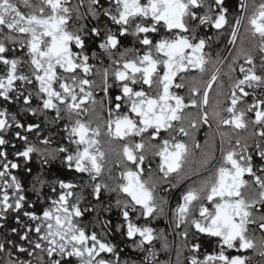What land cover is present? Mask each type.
<instances>
[{"label": "snow or ice", "instance_id": "obj_1", "mask_svg": "<svg viewBox=\"0 0 264 264\" xmlns=\"http://www.w3.org/2000/svg\"><path fill=\"white\" fill-rule=\"evenodd\" d=\"M102 17L118 26L119 37L131 36L141 47L123 46L116 32L106 24L103 29L99 26ZM226 29L228 44L235 45L239 40L240 46L225 73L231 88L230 103L225 108L217 106L212 113L218 125L222 161L209 172L208 152L197 155L176 136L163 139L159 145L151 141L162 130L190 135L183 126L177 129L176 122L187 119L184 110L190 106L202 109L207 105L209 89L220 72L216 64H223L224 60L217 52L213 61L211 53L204 50ZM205 30H215L217 35H207ZM153 34L155 38H150ZM90 37L91 59L104 65L101 57H106L107 67L90 63L87 54ZM101 37L97 45L96 38ZM254 54L259 56V66ZM241 57L250 67L241 64V76L233 78L234 65ZM210 64L212 72L201 101L190 98L185 103L183 96L172 91L185 87L183 83H175L178 74L190 69L204 73ZM94 68L102 79L105 97L109 96L110 78L117 89L114 99L108 100L114 107H109L104 121L109 138L107 153L101 150V127H92L91 120L85 123L81 119L82 115L90 114L85 105L89 101L96 104L94 81L90 79ZM199 91L193 85L191 96L195 97ZM250 96L252 103L246 99ZM261 97H264V0H239L231 17L227 0H76L75 3L0 0V220L14 215L17 225L10 228L17 239L0 233L3 235L0 264H168L158 259L155 242L160 241L159 251L167 252L171 246L164 230L157 232L150 222L157 214H164L167 201L158 198L157 188L160 180H170L171 174H175L177 182L191 179L193 184L172 209L170 221L176 237L182 238L181 243L192 253L187 264H264V98ZM13 105L19 106V111H13ZM100 106L103 109V101ZM50 111L55 113L51 119ZM20 113L43 120L25 125ZM249 113H254V117L249 118ZM201 118L208 123L207 112ZM64 119L69 121L63 127L65 139L75 148L61 145L50 151L47 147L50 137L41 138L45 130L42 125ZM220 126L244 131L251 126L258 130L252 132V144L249 137L239 136L233 143L230 133L220 131ZM189 127L195 128L196 122L193 120ZM13 130V139L23 141V149L15 151L14 157L27 161L35 153L42 157L43 163H48L62 155L69 169L74 167L78 173H87L90 180L81 186L61 179L56 182L59 191L53 186L52 195H45L37 185L43 187L46 182L37 177L33 191L42 206L37 209L12 173L21 165L9 159L5 150L10 144L5 133ZM33 133L38 143L29 142V134ZM144 134H150L148 142L144 141ZM135 137L141 140L136 142ZM112 141L121 142L122 147L114 148ZM11 146L16 148L14 143ZM194 148L200 149L201 145L195 143ZM250 148L254 151L250 152ZM146 149L154 150V155L160 157L158 170L162 177L154 178L149 169L144 178ZM112 154L117 157V166L125 161L132 165L119 173L118 179L124 182L114 189L97 182L105 164L112 171L113 161L106 160ZM186 166L187 172L181 177ZM245 174L251 181L244 178ZM78 187L82 191L90 187L95 203L82 206L84 198L75 191ZM245 189L252 192L246 196ZM105 190L125 194L115 201L122 223L114 231L132 241L138 260H122V250L106 238L113 229L112 222L102 218V213L111 208L110 203L107 206L102 203ZM21 212L26 220L21 218ZM93 212L96 216L93 230L89 231L85 216ZM141 219L145 223H139ZM4 227L6 224H0V228ZM193 229L216 239L215 249L202 258L200 243L188 244L190 234H195ZM176 247L177 264H182L180 245ZM234 249L236 254H231ZM249 250L251 255L243 254Z\"/></svg>", "mask_w": 264, "mask_h": 264}, {"label": "flooded vegetation", "instance_id": "obj_2", "mask_svg": "<svg viewBox=\"0 0 264 264\" xmlns=\"http://www.w3.org/2000/svg\"><path fill=\"white\" fill-rule=\"evenodd\" d=\"M73 3L76 2V0H72ZM239 0H227V6L230 8V17L232 12L235 10V7L238 5ZM24 11H27L26 9H22ZM96 22L93 21V24ZM105 24L107 27H110L114 32L117 33L118 38L122 40L123 46L125 47H133L140 48L141 46L138 44V42L134 43V38L131 36L125 37H119L118 34V26L111 23V21H107V18H101L100 27L103 29L105 27ZM91 26V25H90ZM207 32V35L215 37L217 34L215 30H205ZM228 30L226 29L224 34L220 36L219 39H214L211 43V47L205 48V53H211L212 60H216V54L217 52L220 53V58L224 60L223 64H216V67L220 68V72L218 74V79L213 83V87L209 89V95H208V103L207 105H204L203 108H197L190 106L189 108L184 110V114L187 117L183 122H176V128L183 126L187 131H189V136H184L183 134L178 133L177 131H163L161 135L156 139L152 140V144L159 145L163 139H170L172 136H176V138L186 144L189 145L190 148L194 152H196L197 155H199L201 152H208L211 161L208 166V171L212 172L214 169L218 166H220V163L222 161V154L220 151V137L217 134L218 133V125L216 120L213 118V109L217 108L219 106L220 108H225L230 103V100L228 97L231 94V88L229 85V79L225 75L226 72H228L227 65L232 62L233 58L237 56L236 49L240 46V41L237 40V43L235 45L228 44ZM161 35H164V32L161 31ZM150 38H155L154 34L150 35ZM101 38H96V44L100 42ZM91 41L92 38H89V51L87 54L90 56V63L95 65L96 67H107L108 62L106 57H101L105 60L104 65H100L97 60L91 59ZM11 47V46H10ZM98 50V48L96 49ZM142 50V49H141ZM19 54V53H18ZM12 53L9 52V56H11ZM256 55V54H254ZM255 63L257 66H259V56L256 55ZM241 64H245L243 57L237 60L235 63V71L232 73L233 78L240 77L241 74L239 72V66ZM245 67H250V65L245 64ZM257 71L259 72V68H257ZM212 72V65L207 66V70L204 73H201L198 69H190L187 73H181L178 74L177 78L175 79V83H183L185 85L182 89H176L173 88L172 91L183 96L185 98V103H188L190 98H195L197 101H201L203 98V88L206 86L208 79H210ZM181 76L183 79H181ZM90 79L94 81L93 83V98L96 101V104L93 105L91 101H89L85 107H88L90 110V114L88 115H82L81 119L87 123L89 120L92 122V127H101V136L99 137L101 141V150L105 151L107 153L108 151V136H107V128L104 124V121L107 120L108 116V109L109 107H114V105H110L108 100L114 99L115 94H117V89L115 88L112 79H109V96L105 97V94L103 92L102 88V79L100 76L95 74V68L93 69V75L90 76ZM195 85L197 88L200 89V91L196 94L195 97L191 96V88ZM141 85H136V88L139 89ZM145 90L147 89V86H143ZM247 91H252L251 89H247ZM218 92H222V95H217ZM259 94V90H258ZM264 98V97H261ZM248 103H252V97L246 98ZM103 101V109H101L100 102ZM219 102V103H218ZM33 106H35V101H33ZM13 111H19V106L13 105L11 106ZM95 108V111L93 112L92 109ZM126 110V109H124ZM204 112L208 113V123L205 124L202 120V115ZM55 113L51 112L49 113V119L54 117ZM225 116H227V113H224ZM249 118L254 117V113L248 114ZM20 120L25 123H41L43 118L42 117H36L32 116L31 114L25 115L24 113H20L19 116ZM196 122V127L191 128L189 127L190 123L192 121ZM69 123L67 119L57 121L55 124H48L47 126L42 125V127L45 128V130L42 132L43 136H49L51 143L47 146L48 149L55 150L59 148L61 145L65 147H69V141L65 139L66 133L63 131L64 124ZM220 131H227L232 136V142H235V139L239 137H249V144H252V132L254 130L251 126L248 128L247 131L244 130H234L229 126H220ZM14 131L5 133V136L7 139L10 140L9 146L5 149L9 153V159L15 160V162L19 163L21 165L18 169H13L12 173L17 176V178L21 181L22 185L25 188V194L28 197V200L35 203L36 208L40 209L42 206L37 200V194L35 191H33V183L37 177L44 180L46 183L43 187L40 185H37V188L42 194L45 195H52L51 188L55 186L57 190L59 191V185L56 183L57 181L63 179L66 182H73L78 185L83 186L84 182L89 181L90 177L87 173H78L75 171V168L69 169L65 163H63V157L62 155H57L55 159H50L48 163L42 162V157L38 156L37 154L33 153L30 160H23L20 158L14 157V152L17 150L23 149V141H20L18 139H13L14 137ZM22 134L24 133L23 129H20ZM151 131V130H150ZM143 139L145 142H148L150 140V134H144ZM134 140L136 142H139L141 140V137H135ZM29 142L31 143H38L35 134H29ZM14 143L16 145V148H13L11 144ZM199 143L201 145L200 149H195L194 144ZM41 147H44V145H40ZM112 146L114 148H121L122 144L119 141H112ZM72 149L75 148V145L70 146ZM225 148L228 147L227 144L224 145ZM250 152H253L254 150L252 148L249 149ZM146 161L143 165L145 172H144V178H147L149 169L151 170V173L154 178L162 177L163 174L159 173L158 165L160 163V157L154 155V150H147L145 151ZM106 160H112V171H108V165L105 164V169L101 177L98 178L99 183H107L109 188L114 189L116 188L118 183L124 182L118 179L119 173L121 171L126 170V167H132L130 162L125 161L123 164H120L119 166L116 165L115 161L117 160V157L115 154H112L110 156H106ZM28 169H31V172L28 171ZM187 172V166L185 168V172H182L180 175L183 177ZM208 173H205L207 175ZM111 175L112 179H109V176ZM245 179L251 181V177L248 176V174H245ZM175 184V187L172 185ZM193 186L192 180H182L181 182H177L175 174H171L170 180H160V183L157 188V196L158 198H163V200L167 201L166 204H164V214H157V216L151 220L150 225L159 232L161 229L164 230V234L170 244V250L165 251H159L160 249V241L157 240L155 242V247L158 250V259L160 261L168 262V264H177V258H175V251L177 249L176 245L179 244V239L176 237L175 233L173 232L172 228L170 227V221L172 219V209L176 207V205L180 202V197L182 194L189 188ZM77 193H80L83 196V202L82 206L87 204L88 206H91L92 203H95V197L91 196L90 193L92 189L90 187L83 188V191L80 187H78L75 190ZM245 195H249L252 192V189H245L244 190ZM125 194L117 193L115 191H103V197H102V203L107 206L109 203L111 204V208L109 211L102 213V218L104 220H110L112 222V231L108 234L106 237L109 242L114 243L117 245L118 250L121 251V259H128V260H138L139 255L137 252L133 251L131 244L132 241H129L126 236L121 235V233L114 231L115 226L119 223H122V216L120 215V209L116 207L115 201L118 197L124 198ZM55 198V197H53ZM47 206V205H43ZM25 208H27V205H25ZM21 218L26 220V218L23 217V212L20 213ZM96 216V213L93 212L89 215L85 216V223L88 226V230H93V220ZM135 221L136 217H132ZM139 223L143 224L145 221L141 219ZM0 224H6V227L0 228V233L7 234L9 238L17 239L15 234L10 232V228L16 227L15 222V216L9 215L8 218L5 220H0ZM96 231H100V229H95ZM193 233H195V229L192 230ZM256 235H260V233H256ZM0 239H3V235H0ZM138 239V238H137ZM193 243H200L201 248L199 250L200 258L203 257L204 254L212 252L216 247V239L207 236L206 234H200L195 233L190 234L188 238V244L191 245ZM180 245V244H179ZM180 249L183 251L181 257L179 258L182 264H187L188 257L192 254L190 253L189 249L187 247H184V245L181 243ZM231 254H236V250H230ZM245 255H251V251H246L243 253ZM258 259V258H257Z\"/></svg>", "mask_w": 264, "mask_h": 264}, {"label": "trees", "instance_id": "obj_3", "mask_svg": "<svg viewBox=\"0 0 264 264\" xmlns=\"http://www.w3.org/2000/svg\"><path fill=\"white\" fill-rule=\"evenodd\" d=\"M181 239H182V238L179 239V244H180V245H181ZM182 253H183V251L181 250V251H180V256H179V258L181 257ZM175 258H177V249H176V251H175Z\"/></svg>", "mask_w": 264, "mask_h": 264}]
</instances>
